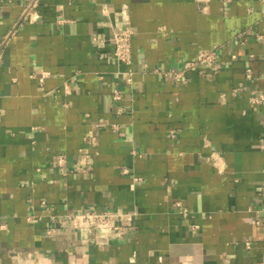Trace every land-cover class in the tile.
<instances>
[{"label":"crops","instance_id":"obj_1","mask_svg":"<svg viewBox=\"0 0 264 264\" xmlns=\"http://www.w3.org/2000/svg\"><path fill=\"white\" fill-rule=\"evenodd\" d=\"M262 97L264 0H0V264H264Z\"/></svg>","mask_w":264,"mask_h":264},{"label":"built area","instance_id":"obj_2","mask_svg":"<svg viewBox=\"0 0 264 264\" xmlns=\"http://www.w3.org/2000/svg\"><path fill=\"white\" fill-rule=\"evenodd\" d=\"M134 31L131 26L124 25L114 30V57L123 64H130L132 61V38ZM217 51H202L194 61L185 63V70L196 69L199 66L216 68ZM251 69L247 70V76L251 77ZM45 72H42L40 81L44 80ZM119 98L120 94H115ZM264 100V97H262ZM264 195V193H263ZM184 217H188L185 208L180 209ZM126 214L112 209H92L87 211L73 212L65 215L63 223L79 232L83 239H99L111 235L121 236L125 230Z\"/></svg>","mask_w":264,"mask_h":264}]
</instances>
